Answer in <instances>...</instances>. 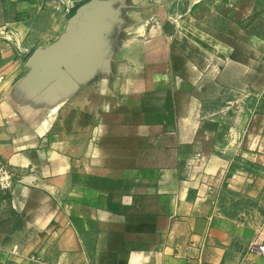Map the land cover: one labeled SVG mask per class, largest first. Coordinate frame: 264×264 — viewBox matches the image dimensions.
I'll use <instances>...</instances> for the list:
<instances>
[{
	"label": "crops",
	"instance_id": "crops-1",
	"mask_svg": "<svg viewBox=\"0 0 264 264\" xmlns=\"http://www.w3.org/2000/svg\"><path fill=\"white\" fill-rule=\"evenodd\" d=\"M89 3L90 73L30 80ZM262 20L264 0H0V158L18 177L0 264H264V113L245 107L264 36L244 31Z\"/></svg>",
	"mask_w": 264,
	"mask_h": 264
},
{
	"label": "water",
	"instance_id": "water-1",
	"mask_svg": "<svg viewBox=\"0 0 264 264\" xmlns=\"http://www.w3.org/2000/svg\"><path fill=\"white\" fill-rule=\"evenodd\" d=\"M104 14L93 3L82 6L73 17L67 32L54 44L38 49L28 58V78L36 81L44 77L57 81L63 77L82 78L91 71L98 57V25Z\"/></svg>",
	"mask_w": 264,
	"mask_h": 264
},
{
	"label": "rangeland",
	"instance_id": "rangeland-1",
	"mask_svg": "<svg viewBox=\"0 0 264 264\" xmlns=\"http://www.w3.org/2000/svg\"><path fill=\"white\" fill-rule=\"evenodd\" d=\"M252 29V30H251ZM244 31L249 32V31H255L257 33H259L260 35L264 36V20H262L260 23L258 24H251L249 26H246L244 28ZM247 43V42H246ZM256 49L258 52V56L259 59L263 58V62H264V41H256ZM28 60V58H27ZM263 62H260V60H258V65H264ZM25 63V62H24ZM254 99H252L250 101V103L245 104V107L251 110H255L256 112H262L264 113V91H260L257 92V94L253 97ZM231 178V176H230ZM239 196L235 197V200L238 199ZM260 205L264 206V198L263 200L260 202ZM235 206L237 207H241V208H247L248 207V202L243 201L242 199H239L237 201V203L235 202ZM243 210V209H242ZM253 220H256L257 222L260 221H264V217L263 216H258V217H253ZM259 243H263V242H259Z\"/></svg>",
	"mask_w": 264,
	"mask_h": 264
},
{
	"label": "built area",
	"instance_id": "built-area-1",
	"mask_svg": "<svg viewBox=\"0 0 264 264\" xmlns=\"http://www.w3.org/2000/svg\"><path fill=\"white\" fill-rule=\"evenodd\" d=\"M18 181L16 172L9 161L0 158V192L11 193ZM251 251H257L264 258V243H257L251 247Z\"/></svg>",
	"mask_w": 264,
	"mask_h": 264
}]
</instances>
